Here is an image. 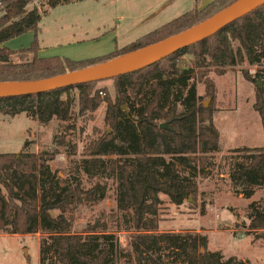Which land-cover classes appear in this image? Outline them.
Listing matches in <instances>:
<instances>
[{
  "label": "trees",
  "instance_id": "trees-1",
  "mask_svg": "<svg viewBox=\"0 0 264 264\" xmlns=\"http://www.w3.org/2000/svg\"><path fill=\"white\" fill-rule=\"evenodd\" d=\"M82 0H46L45 10L26 8L32 0H0V83L35 82L136 54L205 21L239 0H214L203 10H191L107 56L81 62L39 57V23L49 9ZM32 32L30 46L11 51L6 42ZM31 54L29 60L13 59ZM184 55L193 67L178 65ZM240 67L244 80L255 82L264 67V4L199 41L161 61L111 79L114 99L106 102L105 123L110 132L88 142L82 168L86 174L110 168L115 182V207L128 232V251L106 222L73 226L68 214L95 200L80 178L66 183L52 172L55 151L0 154V232L10 236L40 235L39 264H246L235 257L226 260L208 250L207 237L199 232L159 231L160 195L174 206L193 200L194 180L209 167V156L219 151V132L213 124L214 107L206 108L196 93L202 72L217 76ZM254 69V75L249 73ZM197 71V72H196ZM199 71V72H198ZM95 83L27 97L0 99V115L25 114L40 125L53 120L68 123L74 103L78 112L99 105ZM207 95L215 88L209 81ZM76 94V98H73ZM126 106V112L121 110ZM253 110L261 122L264 140V92L255 91ZM168 122L167 129H160ZM60 145H63L62 143ZM228 179L232 192L250 200L264 190V144L261 148H237ZM94 196V193H93ZM101 199V197H100ZM244 234L263 238L264 203L248 205Z\"/></svg>",
  "mask_w": 264,
  "mask_h": 264
},
{
  "label": "rangeland",
  "instance_id": "rangeland-1",
  "mask_svg": "<svg viewBox=\"0 0 264 264\" xmlns=\"http://www.w3.org/2000/svg\"><path fill=\"white\" fill-rule=\"evenodd\" d=\"M154 1L157 0H82L49 9L39 23L38 56L72 62L101 58L193 8V0H174L173 7L153 15L154 11L148 12L146 5ZM45 4L46 0H32L26 9L45 10ZM33 39V33L28 32L9 40L4 46L11 51H19L28 48ZM167 41L169 39L163 42ZM156 51L144 50L124 59H144ZM29 59L31 54L26 53L13 60ZM178 65L192 68L193 57H180ZM241 69L230 68L222 76L209 70L202 72L207 80H196V93L201 97V104L215 109L213 124L219 132V151L209 156V167L194 180L197 186L194 200L189 198L177 207L166 196H159L162 205L158 226L162 232L199 231L207 237L208 250L219 252L224 260L235 257L246 264H264V238L242 235L249 223L248 205L252 201L263 204L264 190L257 189L250 200H245L232 192L228 179L235 162L234 149L261 148L264 144L260 118L253 110L258 87L254 82L244 80ZM262 70L261 78H255V82L261 83L259 88L264 92V67ZM249 73L254 75L255 70L252 68ZM208 81L216 91L214 100L207 95ZM93 89L98 91L97 109L79 113L75 102L68 123L53 120L40 125L25 114L14 118L0 115V154L18 155L24 150L25 143L26 150L30 152L55 151L49 165L62 183L72 177L80 178L83 189L94 193L92 197L95 200L68 214L73 226L100 219L107 223L109 231L115 232L121 247L128 251V232L116 211L115 182L109 177V164L106 169H96L89 174L82 168L86 144L110 132L105 123V109L106 102L114 99L113 82L95 83ZM121 110L126 112V106ZM39 238V234L10 236L0 232V264H39Z\"/></svg>",
  "mask_w": 264,
  "mask_h": 264
},
{
  "label": "water",
  "instance_id": "water-1",
  "mask_svg": "<svg viewBox=\"0 0 264 264\" xmlns=\"http://www.w3.org/2000/svg\"><path fill=\"white\" fill-rule=\"evenodd\" d=\"M263 4L264 0H239L205 21L170 38L169 41L156 44L162 48V51L158 55L142 59L138 62H127L123 56L102 64L45 80L24 83H0V99L19 98L50 93L64 88L111 80L118 76L139 71L175 54L182 49L209 38L219 30L232 24L239 18L247 15ZM260 86L261 83L257 81L256 87L259 88ZM167 127V123L159 126L160 129H167Z\"/></svg>",
  "mask_w": 264,
  "mask_h": 264
},
{
  "label": "crops",
  "instance_id": "crops-1",
  "mask_svg": "<svg viewBox=\"0 0 264 264\" xmlns=\"http://www.w3.org/2000/svg\"><path fill=\"white\" fill-rule=\"evenodd\" d=\"M172 1L174 0H171V1L170 0H166V1L157 0V1H154L153 3H150L149 5L147 4L146 9L148 10V12L154 11L153 15H158V14L165 12L169 8L173 7ZM213 1L214 0H193V8L191 10L196 9L198 11H201L205 7H207L209 4H211ZM42 58H45V57H42Z\"/></svg>",
  "mask_w": 264,
  "mask_h": 264
},
{
  "label": "bare ground",
  "instance_id": "bare-ground-1",
  "mask_svg": "<svg viewBox=\"0 0 264 264\" xmlns=\"http://www.w3.org/2000/svg\"><path fill=\"white\" fill-rule=\"evenodd\" d=\"M144 50H153V51H156L153 55L149 56V57H152V56H155V55H158L162 49L158 50V45H153V46H149L145 49H143L142 51ZM148 58V57H147ZM145 59V58H144ZM127 62H138V61H141L142 59H132V58H126L125 59Z\"/></svg>",
  "mask_w": 264,
  "mask_h": 264
},
{
  "label": "flooded vegetation",
  "instance_id": "flooded-vegetation-1",
  "mask_svg": "<svg viewBox=\"0 0 264 264\" xmlns=\"http://www.w3.org/2000/svg\"><path fill=\"white\" fill-rule=\"evenodd\" d=\"M211 85V84H210ZM205 106V105H204ZM127 113V112H126ZM165 123H167V125L169 124L168 122H165ZM162 124H164V123H162Z\"/></svg>",
  "mask_w": 264,
  "mask_h": 264
}]
</instances>
